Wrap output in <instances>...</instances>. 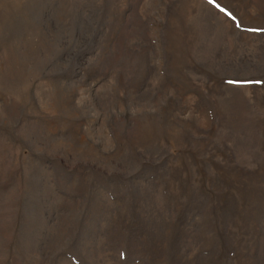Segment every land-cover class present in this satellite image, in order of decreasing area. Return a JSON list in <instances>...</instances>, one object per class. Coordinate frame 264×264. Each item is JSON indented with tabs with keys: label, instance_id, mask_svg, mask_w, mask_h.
<instances>
[{
	"label": "rangeland",
	"instance_id": "obj_1",
	"mask_svg": "<svg viewBox=\"0 0 264 264\" xmlns=\"http://www.w3.org/2000/svg\"><path fill=\"white\" fill-rule=\"evenodd\" d=\"M0 264H264V0H0Z\"/></svg>",
	"mask_w": 264,
	"mask_h": 264
}]
</instances>
